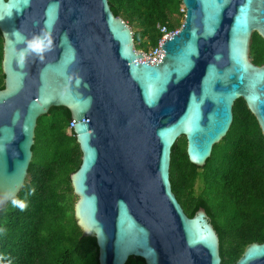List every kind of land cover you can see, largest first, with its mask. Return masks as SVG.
<instances>
[{"label": "water", "instance_id": "95a60500", "mask_svg": "<svg viewBox=\"0 0 264 264\" xmlns=\"http://www.w3.org/2000/svg\"><path fill=\"white\" fill-rule=\"evenodd\" d=\"M182 3V25L157 60L135 47L109 0H0V205L24 186L38 118L68 107L82 152L70 175L74 215L96 237L99 264H221L210 215L200 207L189 216L173 191L172 148L184 135L190 161L204 166L240 97L264 134V63L250 57L253 33L264 39V0ZM47 25L52 49L21 68L13 33ZM234 264H264V241Z\"/></svg>", "mask_w": 264, "mask_h": 264}, {"label": "trees", "instance_id": "16d2710c", "mask_svg": "<svg viewBox=\"0 0 264 264\" xmlns=\"http://www.w3.org/2000/svg\"><path fill=\"white\" fill-rule=\"evenodd\" d=\"M115 15L130 24L135 47H153L161 37L160 25L174 30L182 25V0H109ZM3 35L0 30V89L5 86L2 69ZM250 57L264 63V39L255 31ZM234 118L227 134L214 144L204 166L191 162L187 139L172 148V188L185 212L193 216L204 207L220 237L221 264H234L246 245L264 241V134L244 98L233 105ZM47 116V117H44ZM71 111L53 106L38 118L33 158L24 186L16 196L27 202L20 210L0 205V256L12 264H99L95 236L83 235L74 215L70 175L81 163L76 135L69 131ZM199 177L204 180L195 191ZM126 264H145L131 256Z\"/></svg>", "mask_w": 264, "mask_h": 264}, {"label": "clouds", "instance_id": "9594fccd", "mask_svg": "<svg viewBox=\"0 0 264 264\" xmlns=\"http://www.w3.org/2000/svg\"><path fill=\"white\" fill-rule=\"evenodd\" d=\"M13 35L19 37V41L23 43V47L17 50V64L21 68L24 66L29 55H35L36 58L42 60L44 53L50 51L53 47L50 25L42 28L39 33L33 34L31 37H20L18 32H14ZM76 83L79 85V78H77ZM10 202L21 211L27 207V202L25 200L16 198L14 195ZM0 264H12V262L10 259H4L3 256H0Z\"/></svg>", "mask_w": 264, "mask_h": 264}, {"label": "built area", "instance_id": "2783aa9c", "mask_svg": "<svg viewBox=\"0 0 264 264\" xmlns=\"http://www.w3.org/2000/svg\"><path fill=\"white\" fill-rule=\"evenodd\" d=\"M185 11V7H182ZM161 31V37L158 40V44L152 47V49L149 52H143V55L147 57H153L157 60H159V55L162 51V45L165 39H167L169 36L177 33L178 29L170 30L168 29V26L166 24H162L159 26ZM75 125L74 119H72L69 123L68 129L71 131Z\"/></svg>", "mask_w": 264, "mask_h": 264}, {"label": "rangeland", "instance_id": "374dc122", "mask_svg": "<svg viewBox=\"0 0 264 264\" xmlns=\"http://www.w3.org/2000/svg\"><path fill=\"white\" fill-rule=\"evenodd\" d=\"M178 16H179V18H180V21H183V20H184L185 11L183 10V8L180 9V13H179ZM180 27H181V26H180ZM180 27H178L177 29H179ZM152 47H153V46H152L151 44L147 43L145 47H143V48H138V50H139V51H143V52H149V51L152 49ZM44 117H47V116H44ZM177 141L184 143V141H183V136H180V137L177 139ZM203 187H204V180L202 179V177H199V178L197 179L196 183H195V186H194L195 191H196L197 193H200V192L202 191ZM76 201H77V197L75 198L74 203H76ZM74 205H75V204H74Z\"/></svg>", "mask_w": 264, "mask_h": 264}]
</instances>
